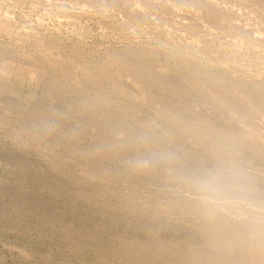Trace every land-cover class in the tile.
Masks as SVG:
<instances>
[{
  "label": "rangeland",
  "instance_id": "374dc122",
  "mask_svg": "<svg viewBox=\"0 0 264 264\" xmlns=\"http://www.w3.org/2000/svg\"><path fill=\"white\" fill-rule=\"evenodd\" d=\"M263 48L264 0H0V78L10 76L0 80V264H253L264 246Z\"/></svg>",
  "mask_w": 264,
  "mask_h": 264
},
{
  "label": "bare ground",
  "instance_id": "6f19581e",
  "mask_svg": "<svg viewBox=\"0 0 264 264\" xmlns=\"http://www.w3.org/2000/svg\"><path fill=\"white\" fill-rule=\"evenodd\" d=\"M44 6H45V5H44ZM186 23H188V22H186ZM181 32H182V31H181ZM234 40H236V39H234ZM234 44H235V43H234ZM229 45H230V44H229ZM225 46H226V45H225ZM230 46H231V45H230ZM227 48H228V45H227ZM209 49H210V48H209ZM263 49H264V48H263ZM2 51H3V50H2ZM38 51H39V50H38ZM43 51H44V50H43ZM39 52H40V51H39ZM47 52H48V51H47ZM40 53H42V52H40ZM47 54H48V53H47ZM41 55H42V54H41ZM48 56H50V55H48ZM48 56H47V58H48ZM42 57H43V56H42ZM44 57H45V56H44ZM48 59H49V58H48ZM51 59H52V58H51ZM46 60H47V59H46ZM49 60H50V59H49ZM62 60H63V59H62ZM62 60L60 61V63L62 62ZM52 61L54 62L55 60L52 59ZM6 62H7V61H6ZM6 62H3V63L5 64ZM49 62H50V61H49ZM53 62H52V63H53ZM56 62H57V61H56ZM65 62H66V61H65ZM1 63H2V62H1ZM54 63H55V62H54ZM77 63H78V62H77ZM79 63H80V62H79ZM2 65H3V64H2ZM2 65H1V66H2ZM6 65H7V64H6ZM6 65H5V67H6ZM10 65H11V64H10ZM12 65H13V64H12ZM53 65H54V64H53ZM60 65H61V64H60ZM253 66H254V65H253ZM5 67H3V68L5 69ZM7 67L10 69L9 64L7 65ZM7 67H6V68H7ZM147 67H148V66H147ZM256 67H257V66H256ZM260 67H261V65H260ZM11 68H12V67H11ZM141 68H142V67H141ZM192 68H193V67H192ZM238 68H239V67H238ZM0 69H1V68H0ZM4 69H3V70H4ZM9 69H8V70H9ZM193 69H194V68H193ZM242 69H243V68H242ZM1 70H2V69H1ZM1 70H0V71H1ZM6 70H7V69H6ZM11 70H12V69H10L9 71H11ZM86 70H87V69H86ZM191 70H192V69H191ZM9 71H8V72H9ZM27 71H28V70H27ZM105 71H106V70H105ZM194 71H195V69H194ZM197 71L199 72L200 70H197ZM202 71H204V70H202ZM202 71H201V72H202ZM258 71H259V70H258ZM1 72H2V71H1ZM5 72H6V71H5ZM5 72H3V73H5ZM192 72H193V71H192ZM195 72H196V71H195ZM195 72H194V73H195ZM204 72H205V71H204ZM254 72H255V71H254ZM3 73H1V74H3ZM9 73H10V72H9ZM11 73H12V72H11ZM196 73H197V72H196ZM202 73H203V72H202ZM202 73H201L200 75H202ZM260 73H261V72H260ZM5 74H6V73H5ZM5 74H4L3 76H1L0 80H1L3 77H5V78H6V77H8V78L10 77V76H6ZM7 75H8V74H7ZM9 75H10V74H9ZM89 75H90V73H89ZM189 75H190V74H189ZM205 75L208 76L207 74H205ZM196 76H197V75H196ZM245 76H246V75H244V77H245ZM249 76H250V75H249ZM246 77H247V76H246ZM8 78L5 79V80H9ZM230 78H231V77H230ZM38 79H39V78H38ZM74 79H75V78H74ZM185 79H187V78H185ZM210 79H211V78H210ZM236 79H237V78H236ZM244 79H245V78H244ZM5 80H4V81H5ZM193 80H194V79H193ZM196 80H197V79H196ZM196 80H194V81H196ZM211 80H212V79H211ZM231 80H232V79H230V82H229V81H228V82H229V83H232ZM246 80H248V79H246ZM261 80H262V79H261ZM4 81H3V82H4ZM69 81H70V80H69ZM147 81H148V80H147ZM157 81H158V80H157ZM187 81H188V80H187ZM197 81H198V80H197ZM221 81H222V80H221ZM232 81H233V80H232ZM241 81H242V80H241ZM262 81H263V80H262ZM1 82H2V81H1ZM3 82H2L0 85H2V84L5 85V82H6V81H5L4 83H3ZM188 82H189V81H188ZM190 82H192V81L190 80ZM206 82H207V81H206ZM237 82H238V81H237ZM7 83H8V82H7ZM7 83H6V84H7ZM79 83H80V82H79ZM203 83H204V82H203ZM203 83H202V84H203ZM239 83H240V82H239ZM255 83H256V82H255ZM257 83H258V82H257ZM69 84H70V83H69ZM69 84H68V85H69ZM169 84H170V83H169ZM173 84H174V83H173ZM189 84H190V83H189ZM191 84H192V83H191ZM193 84H194V83H193ZM196 84H197V83H196ZM204 84H205V83H204ZM207 84H208V83H207ZM84 85H85V83H84ZM197 85H198V86H196V85L194 84L193 86H196V87L199 88V84H197ZM208 85H209V84H208ZM208 85H207V87H208V89H209V86H208ZM239 85H240V84H239ZM2 86H3V85H2ZM2 86H1V87H2ZM8 86H9V85H8ZM10 86H11V85H10ZM82 86H83V85H82ZM119 86H120V85H119ZM184 86H185V85H184ZM203 86H204V85H203ZM214 86H215V85H214ZM260 86H261V85H260ZM1 87H0V88H1ZM234 87H235V86H234ZM237 87H238V86H237ZM252 87H253V86H252ZM255 87H256V86H255ZM161 88H162V87H161ZM210 88H211V87H210ZM240 88H241V85H240ZM258 88H260V87L258 86ZM258 88H256V89H258ZM263 88H264V87H263ZM211 89H212V88H211ZM213 89H214V88H213ZM213 89H212V90H213ZM217 89H218V88H217ZM238 89H239V88H237V90H238ZM261 89H262V88H261ZM3 90H4V89H3ZM209 90H210V89H209ZM214 90H215V89H214ZM221 90H223V89H221ZM228 90L230 91V89H228ZM259 90H260V89H259ZM94 91H95V90H94ZM201 91H202V89H201ZM203 91H204V90H203ZM203 91H202V92H203ZM207 91H208V90H207ZM218 91H220V90H218ZM224 91H226V90H224ZM224 91H223V92H224ZM231 91H232V90H231ZM238 91H239V90H238ZM253 91H254V90H253ZM256 91H257V90H256ZM180 92H181V91H180ZM192 92H193V91H192ZM215 92H216V91H214V94H215ZM233 92H234V91H233ZM261 92H262V90H261ZM263 92H264V90H263ZM159 93H161V92H159ZM176 93H177V92H176ZM220 93H222V92H220ZM224 93L226 94V92H224ZM227 93H229V92H227ZM234 93H235V92H234ZM241 93H242V92L240 91L239 94H241ZM251 93H252V92H251ZM256 93H257V92H256ZM259 93H260V92H259ZM141 94H142V93H141ZM210 94H211V93H210ZM216 94H218V95H222V94H219V93H217V92H216ZM216 94H215V95H216ZM225 94H224V95H225ZM231 94H232V93H231ZM231 94L229 93V95H231ZM254 94H255V92H254ZM263 94H264V93H263ZM166 95H167V94H166ZM185 95H186V94H185ZM203 95H204V92H203ZM207 95H208V94H207ZM226 95H227L226 97H228V98H229V97L231 98V97L233 96V95L228 96V94H226ZM234 95H235V94H234ZM236 95H238V94H236ZM252 95H253V94H252ZM260 95H261V94H260ZM148 96H149V95H148ZM169 96H170V95H169ZM186 96H188V94H187ZM248 96H249V95H248ZM253 96H255V95H253ZM144 97H145V96L142 95V98H144ZM173 97H174V96H173ZM180 97H181V96H180ZM204 97H206L207 99H209V97H207L206 95H205ZM216 97H217V96H216ZM224 97H225V96H224ZM224 97H222V99H223ZM234 97H235V98H234V100H235V99H236V96H234ZM237 97H238V96H237ZM239 97H240V96H239ZM249 97H250V96H249ZM249 97H247V98H249ZM256 97H257V96H256ZM263 97H264V96H263ZM140 98H141V97H140ZM200 98H201V96H200ZM217 98H219V96H218ZM228 98H227V99H228ZM247 98H246V99H247ZM161 99H162V98H161ZM203 99H204V98H203ZM213 99H214V101H215V97H214ZM227 99H226V100H227ZM232 99H233V98H232ZM232 99H231V100H232ZM246 99H243V101L246 100ZM251 99H253V97H251ZM251 99H249L248 101H250ZM258 99H259V98H258ZM142 100H144V99H142ZM210 100H211V99H210ZM219 100H220V98H219ZM226 100H224V101L227 102ZM254 100H255V98H254ZM259 100H260V101H261V100L263 101V98H262V99H259ZM164 101H165V100H164ZM189 101H190V100H189ZM191 101H192V100H191ZM191 101H190V102H191ZM193 101H194V100H193ZM201 101H203V100H201ZM212 101H213V100H212ZM222 101H223V100H221V102H222ZM238 101H239V100H238ZM238 101H237V102H238ZM260 101H258V102H260ZM262 101H261V102H262ZM157 102H158V101H157ZM169 102H170V101H169ZM181 102H182V101H181ZM187 102H188V101H187ZM190 102H189V103H190ZM209 102H210V101H209ZM225 102H224V103H225ZM234 102H235V101H234ZM252 102H253V101H252ZM263 102H264V101H263ZM205 103H206V102H205ZM207 103H208V102H207ZM224 103H223V104H224ZM229 103H231V101H230ZM229 103H227V104H229ZM239 103H240V102H239ZM242 103H243V102H242ZM247 103H248V102H247ZM250 103H251V102H250ZM255 103H256V102H253L252 104H255ZM92 104H93V103H92ZM169 104H170V103H169ZM174 104H175V103H174ZM181 104H182V103H181ZM183 104H184V103H183ZM187 104H188V103H187ZM196 104H197V103H196ZM217 104H218V103H217ZM220 104H222V103H220ZM235 104H236V103H235ZM260 104H261V103H260ZM260 104H259V105H260ZM262 104H264V103H262ZM97 105H98V104H97ZM177 105H178V104H177ZM185 105H186V102H185ZM185 105H183V106H185ZM236 105H237V104H236ZM259 105H258V106H259ZM171 106H172V105H171ZM214 106H215V105H214ZM221 106H222V105H221ZM228 106H230V105H228ZM232 106H234L233 103H232ZM238 106H239V104H238ZM244 106H245V105H244ZM247 106H248V104H247ZM260 106H261V105H260ZM260 106H259L258 109H259L260 111H263L264 109H262V107L260 108ZM263 106H264V105H263ZM219 107H220V106H219ZM222 107H223V106H222ZM234 107H235V106H234ZM241 107H243V106H241ZM248 107H249V106H248ZM213 108H214V107H213ZM216 108H217V107H216ZM225 108H226V106H225ZM243 108H244V107H243ZM249 108H250V107H249ZM252 108H253V107H252ZM178 109H179V108H178ZM226 109H227V108H226ZM233 109H234V108H233ZM258 109H257V110H258ZM261 109H262V110H261ZM9 110H10V108H9ZM129 110H130V109H129ZM174 110H176V109L174 108ZM190 110H191V109H190ZM217 110H218V109H217ZM242 110H243V109H242ZM249 110H250V109H249ZM191 111H192V110H191ZM191 111H190V112H191ZM240 111H241V109H240ZM240 111H239V112H240ZM243 111H244V110H243ZM252 111H253V110H252ZM254 111H256V109H255ZM254 111H253V112H254ZM163 112H164V111H163ZM170 112H171V111H170ZM170 112L168 111V114H170ZM192 112H193V111H192ZM192 112H191V113H192ZM244 112H245V111H244ZM263 112H264V111H263ZM263 112L261 113L262 115H260V114L258 113L259 116H262V117H263V114H264ZM193 113H195V112H193ZM229 113H230V112H229ZM241 113H242V112H241ZM241 113H239V115H240ZM245 113H246V118H247V115H249V114L251 115V114H252L251 112L248 113V114H247V112H245ZM245 113H244V114H245ZM129 114H130V113H129ZM160 114H161V113H160ZM164 114H165V113H164ZM189 114H190V113H189ZM255 114H256V113H255ZM255 114H254V115H255ZM68 115H69V114H68ZM161 115H162V114H161ZM161 115H160V117H161ZM170 115H171V114H170ZM172 115H173V113H172ZM180 116H181V115H180ZM182 116H183V115H182ZM197 116H198V115H197ZM236 116H237V115H236ZM256 116H257V115H256ZM259 116H257V118H255V116L253 117V114H252V115L250 116L249 119H253V118H255V119L258 120V118H261V117H259ZM31 117H32V116H31ZM186 117H187V116H186ZM233 117H234V115H233ZM237 117H238V116H237ZM242 117L244 118L245 115H243ZM251 117H252V118H251ZM5 118H6V117H5ZM33 118H34V117H33ZM168 118H169V117H168ZM168 118H167V119H168ZM183 118H184V117H183ZM205 118H206V117H205ZM205 118H204V119H205ZM231 118H232V117H231ZM240 118H241V117H240ZM246 118H245V120H246ZM15 119H16V118H15ZM18 119H19V118H18ZM164 119H165V118H164ZM167 119H166V120H167ZM172 119H175V118H172ZM176 119H177V118H176ZM197 119H198V118H197ZM202 119H203V117H202ZM206 119H207V118H206ZM206 119H205V120H206ZM232 119H234V118H232ZM237 119H239V118H237ZM247 119H248V118H247ZM255 119H253V120L256 121ZM261 119H262V118H261ZM109 120H110V119H109ZM169 120H170V119H169ZM178 120H179V119H178ZM178 120H177V121H178ZM235 120H236V119H235ZM239 120H240V119H239ZM259 120H260V119H259ZM11 121H12V120H11ZM173 121H174V120H173ZM202 121H204V120H202ZM207 121H208V120H207ZM236 121H237V120H236ZM260 121H262V120H260ZM260 121H259L258 123H261ZM2 122H3V121H2ZM110 122H111V121H110ZM183 122H184V121H183ZM183 122H182V123H183ZM185 122H186V121H185ZM187 122H188V121H187ZM189 122H190V121H189ZM189 122H188V123H189ZM196 122H197V121H196ZM200 122H201V121H200ZM212 122H213V121H212ZM233 122H234V120H233ZM245 122H246V121H245ZM245 122H243V123H244L245 125H247ZM247 122H248V121H247ZM251 122H252V121H251ZM8 123H9V122H8ZM166 123H167V122H166ZM177 123H179V121H178ZM180 123H181V122H180ZM194 123H195V122H194ZM197 123H198V122H197ZM205 123H206V122H205ZM216 123H217V122H216ZM258 123H257V122H256V123H253V126H254V127H255V126H260V124H258ZM24 124H26V123H24ZM28 124H29V123H27L26 125H28ZM174 124H175V123H174ZM213 124H214V123H213ZM218 124L221 125V123H219V122H218ZM240 124H241V123H240ZM254 124H256V125H254ZM262 124H264V123H262ZM145 125H146V124H145ZM179 125H180V124H179ZM185 125H186V124H185ZM188 125H189V124H188ZM191 125H193V124H191ZM197 125H198V124H197ZM248 125H249V123H248ZM24 126H25V125H24ZM175 126H176V125H175ZM238 126H239V125H238ZM250 126H252V125L250 124ZM30 127H31V126H30ZM30 127H29V128H30ZM32 127H33V125H32ZM171 127H172V125H171ZM171 127H170V128H171ZM179 127H180V126H179ZM179 127H177V128H179ZM181 127H182V126H181ZM208 127H209V126H207V128H208ZM211 127H212V126H211ZM260 127L263 129L262 125H261ZM260 127H256V131H257L258 128L260 129ZM22 128H23V126H22ZM36 128H37V127H36ZM126 128H127V127H126ZM172 128H173V127H172ZM187 128L190 129V126L187 127ZM194 128H195V127H194ZM209 128H210V127H209ZM214 128H216V127H214ZM214 128H213V129H214ZM219 128H220V127H219ZM226 128H227V127H226ZM226 128H222V127H221V130L224 129V130H222V131H226ZM228 128H229V127H228ZM228 128H227V129H228ZM240 128H241V127H240ZM247 128H248V127H247ZM180 129H181V128H180ZM184 129H185V128H184ZM191 129H192V128H191ZM198 129H199V128H198ZM216 129L219 131L218 128H216ZM230 129L232 130V128H230ZM230 129H229V132H230ZM242 129H243V128H242ZM242 129H241V131H242ZM248 129H250V128H248ZM254 129H255V128H254ZM259 129H258V131H259ZM262 129H261V132H262ZM19 130H21V129H19ZM27 130H28V129H27ZM32 130H33V129H32ZM73 130H74V129H73ZM193 130H194V129H193ZM193 130H192V131H193ZM214 130H215V129H214ZM233 130H234V129H233ZM25 131H26V129H25ZM135 131H136V130H135ZM174 131H175V130H174ZM178 131H179V130H178ZM194 131H195V130H194ZM201 131H202V130H201ZM201 131H200V132H201ZM203 131H204V130H203ZM243 131H245V130H243ZM247 131H248V130H247ZM249 131H250V130H249ZM253 131H255V130H253ZM17 132H18V130H17ZM20 132H22V131H20ZM70 132H71V131H70ZM171 132H172V131H171ZM180 132H182V131L180 130ZM187 132H190V131L188 130ZM197 132H198V131H197ZM206 132H207V131H206ZM212 132H213V131H212ZM239 132H240V131H239ZM128 133H129V132H128ZM143 133H144V132H143ZM172 133H174V132H172ZM216 133H217V132H216ZM221 133H222V132H221ZM232 133H233V132H232ZM249 133H250V132H249ZM251 133H252V131H251ZM256 133H257V132H256ZM258 133H259V132H258ZM19 134H20V133H19ZM23 134H24V133H23ZM33 134H34V133H32V131H31V135H33ZM130 134H131V133H130ZM190 134H191V133H190ZM209 134H210V133H209ZM217 134H218V133H217ZM224 134H225V133H224ZM224 134H223V135H224ZM252 134H254V133H252ZM252 134H250V137H252ZM17 135H18V134H17ZM26 135H27V134H26ZM35 135H36V134H35ZM35 135H34V136H35ZM39 135H40V134H39ZM52 135H54V134H52ZM77 135H78V134H77ZM85 135H86V134H85ZM138 135H139V134H138ZM188 135H189V134H188ZM205 135H207V134H205ZM205 135H204V136H205ZM246 135H248L247 132L245 133V135H242V138H243V136L245 137ZM254 135H255V134H254ZM256 135H257V134H256ZM256 135H255V136H256ZM258 135H259V134H258ZM14 136H15V135H14ZM18 136H19V135H18ZM27 136H28V135H27ZM29 136H30V135H29ZM41 136H42V135H41ZM45 136H46V135H45ZM45 136H44V137H45ZM49 136H50V135H49ZM184 136H185V135H183V137H184ZM195 136H196V134H195ZM201 136H203L202 133H201ZM217 136H218V135H217ZM221 136H222V135H221ZM221 136H220V137H221ZM226 136H227V135H226ZM229 136H232V134H231V135L229 134ZM248 136H249V135H248ZM259 136H260V135H259ZM259 136H258V137H259ZM262 136H264L263 133H262ZM22 137H23V136H22ZM22 137L20 136V138H22ZM30 137H31V136H30ZM37 137H38V135H37ZM37 137H36V138H37ZM70 137H71V136H70ZM176 137H177V136H176ZM183 137H182V138H183ZM191 137H192V136H191ZM191 137H190V138H191ZM198 137H199V136H198ZM210 137H212V135H211ZM215 137H216V135H215ZM250 137H249L248 139L252 140ZM258 137H256L255 139H259V140H260L261 137H260V138H258ZM15 138H16V137H15ZM15 138L13 139L14 141H15ZM20 138H19V139L17 138V140H20ZM23 138H24V137H23ZM23 138H22V139H23ZM31 138H32V137H31ZM38 138H39V137H38ZM180 138H181V137H180ZM190 138H188V139L190 140ZM204 138H205V137H204ZM206 138H207V136H206ZM232 138H233V137H232ZM238 138H239V134H238ZM252 138H253V137H252ZM192 139H193V137H192ZM226 139H227V137H226ZM228 139H229V137H228ZM230 139H231V138H230ZM235 139H236V138H235ZM235 139H232V140H229V141L232 142V141L234 140V142H236L237 140H235ZM239 139H240V138H239ZM253 139H254V138H253ZM33 140H34V139H33ZM39 140H41V139L39 138ZM109 140H110V139H109ZM162 140H163V139H162ZM189 140H187V141H189ZM193 140H194V139H193ZM212 140H213V139H212ZM217 140H218V139H216L215 142H217ZM219 140H220V139H219ZM244 140H245V139H244ZM244 140H243V142H244ZM250 140H249V141H250ZM21 141H22V140H21ZM36 141H37V140L35 139V142H36ZM41 141H42V140H41ZM163 141H164V140H163ZM196 141H197V140H196ZM199 141H200V140H199ZM202 141H203V140H202ZM206 141H207V140H206ZM227 141H228V140H227ZM240 141H241V140H240ZM252 141H253V140H252ZM17 142H18V141H17ZM25 142H26V141H25ZM39 142H40V141H39ZM39 142H38V143H39ZM44 142H45V141H43V143H44ZM115 142H116V141H115ZM123 142H124V141H123ZM203 142H204V141H203ZM207 142H208V141H207ZM231 142H230V144H231ZM245 142H246V141H245ZM254 142H255V141H254ZM254 142H253V143H254ZM40 143H41V142H40ZM162 143H163V142H162ZM194 143H195V142H194ZM198 143H201V142H198ZM249 143H250V142H249ZM258 143H259V142H258ZM260 143H261V142H260ZM25 144H26V143H25ZM45 144H46V143H45ZM128 144H129V143H128ZM192 144H193V143H192ZM201 144H202V143H201ZM212 144H213V143H212ZM218 144H219V143H218ZM221 144H222V143H221ZM234 144H235V143H234ZM27 145H28V144H27ZM33 145H34V144H33ZM153 145H154V144H153ZM193 145H194V144H193ZM196 145H197V144H196ZM206 145H209V143L206 144ZM226 145H227V144H226ZM232 145H233V144H232ZM251 145H252V144H251ZM254 145H255L256 148H257L258 145H256L255 143H254ZM261 145H262V144H261ZM43 146H44V144H43ZM48 146H49V145H48ZM50 146H51V145H50ZM123 146H124V145H123ZM123 146H122V147H123ZM163 146H164V145H163ZM190 146H191V145H190ZM190 146H189V147H190ZM210 146H211V145H210ZM235 146H236V145H235ZM237 146H239V145H237ZM252 146H253V145H252ZM189 147H188V148H189ZM191 147H192V146H191ZM199 147H201V146H199ZM202 147H203V146H202ZM206 147H207V146H206ZM212 147H215V146H212ZM220 147H222V146L220 145ZM223 147H224V145H223ZM253 147H254V146H253ZM108 148H109V147H107V149H108ZM193 148H194V147H193ZM218 148H219V147L216 146V149H218ZM227 148H228V147H227ZM243 148H244V147H243ZM247 148H248V147H247ZM256 148H255V149H256ZM261 148H262V147H261ZM261 148H260V149H261ZM37 149H38V148H37ZM39 149H40V148H39ZM42 149L44 150V148H42ZM47 149H49V147H48ZM50 149H52V148H50ZM62 149H63V148H62ZM62 149H61V150H62ZM78 149H79V148H78ZM87 149H88V148H87ZM96 149H97V148H96ZM160 149H161V148H160ZM162 149H163V148H162ZM200 149H201V148H200ZM234 149H235V148H234ZM236 149H237V148H236ZM240 149H241V148H240ZM244 149H245V148H244ZM70 150H71V149H70ZM85 150H86V149H85ZM193 150H194V149H193ZM197 150H198V149H197ZM229 150L231 151V149H229ZM238 150H239V149H238ZM246 150H247V149H246ZM252 150H253V149H252ZM45 151H46V150H45ZM72 151H73V150H72ZM76 151H77V152H80V151H78V150H76ZM94 151H95V150H94ZM105 151H106V150H105ZM205 151H207V150H205ZM208 151H209V150H208ZM212 151H213V150H212ZM233 151H234V150H233ZM242 151H243V150H242ZM47 152H48V151H47ZM64 152H66V151L64 150ZM103 152H104V151H102V153H103ZM106 152H107V151H106ZM200 152H201V151H200ZM216 152L219 153L218 155H221V157H222V154H220V152H218L217 150H216ZM216 152H214V153H216ZM226 152H227V151H226ZM226 152H225V153H226ZM239 152H241V151H239ZM239 152H237V153L240 154ZM247 152H248V151H247ZM41 153H44V152H41ZM62 153H63V151H62ZM171 153H172V152H171ZM203 153H204V152H203ZM229 153H230V152H229ZM50 154H51V153H50ZM65 154H66V153H65ZM97 154H98V153H97ZM132 154H133V153H132ZM155 154H156V153H155ZM160 154H161V153H160ZM230 154H231V153H230ZM233 154H234V153H233ZM238 154H237V155H238ZM242 154H243V153H241V155H242ZM254 154H255V153H254ZM258 154H260V153H258ZM45 155H46V154H45ZM45 155H44V156H45ZM98 155H99V154H98ZM113 155H114V154H113ZM213 155L215 156V154H213ZM216 155H217V154H216ZM228 155H229V154H227V156H228ZM261 155H262V154H261ZM46 156H47V155H46ZM55 156H56V155H55ZM61 156H62V155H61ZM79 156H80V155H79ZM106 156H107V155H106ZM115 156H116V154H115ZM120 156H121V155H120ZM224 156H225V154H223V159H224ZM245 156H247V155H245ZM259 156H260V155H259ZM42 157H43V156H42ZM133 157H134V156H133ZM216 157H217V156H216ZM230 157H232V155H231ZM230 157L228 156L229 159H232V158H230ZM243 157H244V156H243ZM52 158H54V157H52ZM59 158H60V157H59ZM59 158L56 159V160H59ZM61 158H62V157H61ZM61 158H60V159H61ZM63 158H64V160H65V157H63ZM102 158H104V157H102ZM109 158H110V157H109ZM131 158H132V157H131ZM219 158H220V156H219ZM228 158H227V159H228ZM235 158H236V157H235ZM238 158H239V156H238ZM247 158H248V157H247ZM255 158H256V157H255ZM49 159H50V158L48 157V160H49ZM54 159H55V158H54ZM105 159H106V158H105ZM227 159H224V160L226 161ZM229 159H228L229 162L233 160V159H232V160H229ZM245 159H246V157H245ZM249 159H250V158H249ZM52 160H53V159H52ZM62 160H63V159H62ZM83 160H84V158H83ZM96 160H97V159H96ZM98 160H99V159H98ZM101 160H102V159H101ZM108 160H109V159H107V161H108ZM220 160H221V159H220ZM220 160H219V161H220ZM242 160H244V158H243ZM250 160H251V159H250ZM253 160H254V159H253ZM253 160H252V161H253ZM127 161H128V160H127ZM139 161H141V160H139ZM222 161H223V160H222ZM237 161H239V160H237ZM248 161H249V160H248ZM254 161H255V160H254ZM257 161H258V160H257ZM52 162H53V161H51L50 163H52ZM55 162H56V161H55ZM58 162H59V161H58ZM60 162H61V161H60ZM60 162H59V163H60ZM82 162H83V161H82ZM88 162H89V161H88ZM111 162H113V161H111ZM137 162H138V161H137ZM205 162H206V161H205ZM223 162H224V161H223ZM262 162H263V161H262ZM61 163H62V162H61ZM61 163H60V164H61ZM64 163H65V161L63 162V164H64ZM90 163H92V162H90ZM96 163H97V162H96ZM101 163H102V162H101ZM113 163H114V162H113ZM118 163H119V162H118ZM217 163H218V162H217ZM236 163L238 164L239 162H236ZM241 163H242V162H241ZM244 163H245V162H244ZM244 163H243V164H244ZM256 163H257V162H256ZM56 164H57V163H56ZM66 164H68V163H66ZM66 164H65V165H66ZM148 164H149V163H148ZM230 164H231V163H230ZM230 164L227 163V165H230ZM234 164H235V163H234ZM234 164H233V161H232V165H234ZM87 165H88V164H87ZM89 165H90V164H89ZM99 165H100V164H99ZM107 165H108V164H107ZM135 165H136V164H135ZM149 165H150V164H149ZM154 165H155V164H154ZM154 165H153V166H154ZM172 165H173V164H172ZM250 165H252L251 162H250ZM253 165L256 166V164H253ZM258 165H259V164H258ZM261 165H262V164H261ZM49 166H50V165H49ZM53 166H54V165H53ZM57 166H58V165H57ZM57 166L55 165L56 168H59V169H60L61 166H60V165H59L60 167H57ZM62 166H63V165H62ZM91 166H93V163H92ZM96 166H97V164H96ZM105 166H106V165H105ZM140 166H141V165H140ZM170 166H171V165H170ZM211 166H212V165H211ZM224 166H225V165H224ZM237 166H239V165H237ZM245 166H246V165H245ZM65 167H66V166H65ZM94 167H95V166H94ZM103 167H104V166H103ZM121 167H122V166H121ZM149 167H150V166H149ZM189 167H190V166H189ZM85 168H89V167L87 166V167H85ZM90 168H91V167H90ZM99 168L102 169V167H99ZM132 168H133V167H132ZM143 168H144V167H143ZM233 168H234V170L237 169V168H235V167H233ZM233 168H232V169H233ZM52 169H53V168H52ZM63 169H64V167H63ZM63 169H62V170H63ZM95 169H96V168H95ZM147 169H148V168H147ZM159 169H160V168H159ZM57 170H58V169H57ZM93 170H94V169H93ZM143 170H144V169H143ZM143 170H142V171H143ZM164 170H166V169L164 168ZM218 170H219V169H218ZM225 170H226V169H225ZM234 170H233V171H234ZM59 171H60V170H59ZM63 171H64V170H63ZM83 171H84V170H83ZM88 171H89V170H88ZM88 171H87V172H88ZM97 171H99V170H97ZM151 171H152V170H151ZM158 171H159V170H158ZM185 171H186V170H185ZM210 171H212V169H211ZM70 172H71V171H70ZM78 172H79V171H78ZM85 172H86V171H85ZM94 172H96V171H94ZM99 172H102V170L99 171ZM104 172H106V171H104ZM104 172H103V173H104ZM115 172H116V171H115ZM117 172H118V171H117ZM131 172H132V171H131ZM131 172H130V173H131ZM147 172H148V170H147ZM159 172H160V171H159ZM161 172H162V170H161ZM234 172H235V171H234ZM258 172H259V171H258ZM25 173H26V172H25ZM63 173H65V172H63ZM71 173H72V172H71ZM92 173H93V172H92ZM92 173H88V174L91 175ZM96 173H97V172H96ZM132 173H133V172H132ZM150 173H151V172H150ZM183 173H184V172H183ZM214 173H215V172H214ZM219 173L221 174V172H219ZM225 173H226V172H225ZM59 174H60V173H59ZM81 174H82V173H81ZM93 174H94V173H93ZM93 174H92V175H93ZM99 174H100V173H99ZM106 174H108V173H106ZM106 174H105V175H106ZM127 174H128V172H127ZM158 174H159V173H158ZM222 174H223V173H222ZM84 175H85V174H84ZM100 175H101V174H100ZM114 175H115V173H114ZM129 175H130V174H129ZM131 175H132V174H131ZM176 175H179V174H176ZM206 175H207V174H206ZM211 175H212V174H211ZM233 175H234V174H233ZM62 176H64V174H63ZM68 176H69V175H68ZM93 176H94V175H93ZM97 176H98V175H97ZM107 176H109V175H107ZM111 176H112V175H111ZM156 176H157V175H156ZM185 176H186V175H185ZM185 176H184V177H185ZM190 176H191V175H190ZM200 176H201V175H200ZM226 176H227V175H226ZM229 176H230V175H229ZM237 176H238V175H237ZM64 177H66V176H64ZM69 177H70V176H69ZM72 177H73V176H72ZM87 177H88V176H86V178H87ZM117 177H118V176H117ZM123 177H124V176H123ZM201 177H202V176H201ZM223 177H224V176H223ZM223 177H222V178H223ZM233 177H234V176H233ZM62 178H63V177H62ZM83 178H85V177H83ZM89 178H90V177H89ZM89 178H87V179H89ZM92 178H93V177H92ZM92 178H91V179H92ZM96 178H97V177L95 176V179H96ZM106 178H109V177H106ZM111 178H113V176H112ZM128 178H129V177H128ZM128 178H127V179H128ZM131 178L134 179V177H131ZM171 178H173V177H171ZM189 178H190V177H189ZM192 178L194 179V177H192ZM229 178H230V177H229ZM234 178H235V177H234ZM70 179H71V178H70ZM87 179H86V180H87ZM109 179H110V178H109ZM115 179H116V178H115ZM140 179H141V178H140ZM140 179H139V180H140ZM187 179H188V178H187ZM197 179H198V178H197ZM197 179H196V180H197ZM223 179H224V178H223ZM237 179H238V178H237ZM68 180H69V179H68ZM68 180H67V181H68ZM75 180H76V179H75ZM77 180H79V179H77ZM103 180H104V179H103ZM105 180H106V179H105ZM110 180H111V179H110ZM168 180H169V179H168ZM177 180H178V178H177ZM177 180H176V181H177ZM181 180H182V179H181ZM242 180H243V179H242ZM246 180H247V177H246ZM246 180H245V181H246ZM41 181H42V180H41ZM80 181H82V180L80 179ZM99 181H101V180H99ZM107 181H108V180H107ZM124 181H125V179H124ZM126 181H127V180H126ZM174 181H175V180H174ZM174 181H172V183H173ZM176 181H175V182H176ZM226 181H227V180H226ZM231 181H233V180H231ZM243 181H244V180H243ZM86 182H87V181H86ZM113 182H114V180L111 181L112 184H113ZM117 182H118V181H117ZM129 182H130V180H129ZM139 182H141V180H140ZM147 182H148V181H147ZM149 182H150V181H149ZM221 182H222V181H221ZM235 182H236V180H235ZM246 182H247V181H246ZM246 182H245V184H246ZM250 182H251V181H250ZM69 183H71V182L68 181V184H69ZM74 183H75V182H74ZM94 183H95V182H94ZM102 183H103V181H102ZM106 183H107V182H106ZM108 183H109V181H108ZM131 183H132V182H131ZM143 183H144V182H143ZM172 183H171V184H172ZM176 183H177V182H176ZM189 183H190V182H189ZM227 183H228V182H227ZM240 183H241V181H240ZM256 183H257V182H256ZM71 184H72V183H71ZM79 184H80V183H79ZM86 184H87V183H86ZM91 184H92V182H91ZM178 184H179V183H178ZM186 184H187V182H186ZM202 184H203V183H202ZM204 184H205V183H204ZM218 184H219V183H218ZM245 184H244V185H245ZM248 184H249V182H248ZM250 184H251V183H250ZM252 184H253V183H252ZM40 185H41V184H40ZM44 185H45V184H44ZM80 185H81V184H80ZM92 185H93V184H92ZM96 185H97V183H96ZM143 185H144V184H143ZM143 185H142V186H143ZM151 185H152V184H151ZM200 185H201V184H200ZM219 185L222 186V184H219ZM219 185H218V186H219ZM236 185H237V183H236ZM261 185H262V184H261ZM54 186H55V185H54ZM68 186H69V185H67V188H68V190H70L69 187H71V185H70L69 187H68ZM74 186H75V184H74ZM77 186H79V185H77ZM94 186H95V185H94ZM103 186H104V185H103ZM109 186H110V184H109ZM117 186H118V183H117ZM120 186H121V184H120ZM124 186H125V184H124ZM135 186H136V185H135ZM137 186H138V185H137ZM155 186H157V185H155ZM155 186H154V187H155ZM171 186H172V185H171ZM176 186H177V184H176ZM207 186H208V185H207ZM209 186H210V185H209ZM248 186H250V185H248ZM65 187H66V186H65ZM65 187H64V188H65ZM82 187H83V186H82ZM84 187H85V186H84ZM84 187H83V188H84ZM107 187H108V186H107ZM174 187H175V186H174ZM200 187H201V186H200ZM240 187H241V186H240ZM240 187H239V188H240ZM243 187H244V186H243ZM261 187H262V189H263V186H261ZM67 188H66V189H67ZM71 188H72V187H71ZM75 188H77V187H75ZM79 188H80V186L78 187L77 190H79ZM86 188H87V186H86ZM86 188H84V189L86 190ZM98 188H99V187H98ZM108 188H109V187H108ZM108 188H107V189H108ZM116 188H120V187H116ZM141 188H142V187H141ZM155 188H156V187H155ZM210 188H212V186H211ZM239 188H238V189H239ZM244 188H245V187H244ZM258 188H260V186L257 187V189H258ZM73 189H74V188H73ZM96 189H97V187H96ZM99 189L101 190V188H99ZM109 189H110V188H109ZM124 189H125V188H124ZM126 189H127V188H126ZM145 189H146V188H145ZM175 189H176V188H175ZM202 189H203V188H202ZM214 189H215V188H214ZM216 189H217V188H216ZM218 189H219V188H218ZM223 189H225V188L223 187ZM223 189H222V190H223ZM82 190H83V189H81L80 191H82ZM94 190H95V189H94ZM94 190H92L93 193H94ZM103 190H104V189H103ZM103 190H102V191H103ZM111 190H112V189H111ZM114 190H115V189H114ZM180 190H181V189H180ZM187 190H188V189H187ZM187 190H186V191H187ZM189 190H190V189H189ZM199 190H200V188H199ZM204 190H205V189H204ZM209 190H210V189H209ZM209 190H207V191H209ZM211 190H212V189H211ZM222 190H221V191H222ZM228 190H229V189H228ZM228 190L226 189L225 192H228ZM235 190H236V189H235ZM239 190H240V189H239ZM255 190H256V189H255ZM53 191H54V190H53ZM70 191H71V190H70ZM105 191H106V190H105ZM109 191H110V190H109ZM109 191H108V192H109ZM182 191H183V190H182ZM194 191H195V190H194ZM194 191H193V192H194ZM196 191H197V190H196ZM201 191H202V190H201ZM240 191H241V190H240ZM242 191H244V190H242ZM57 192H58V191H57ZM59 192H60V191H59ZM77 192H78V191H77ZM82 192H83V191H82ZM87 192H89V191L87 190ZM95 192H96V191H95ZM97 192H98V190H97ZM97 192H96V193H97ZM108 192L106 191L105 194L108 193ZM110 192H111V191H110ZM113 192H114V191H113ZM128 192H129V190H128ZM130 192H131V191H130ZM132 192H133V191H132ZM137 192H138V191H137ZM210 192H211V191H210ZM217 192H218V191H217ZM229 192H230V190H229ZM51 193H53V192L51 191ZM91 193H92V192H91ZM93 193H92V195H93ZM96 193H95V194H96ZM100 193H101V192H100ZM114 193H115V192H114ZM170 193H171V191H170ZM214 193H215V192H214ZM218 193H219V192H218ZM238 193H239V191H238ZM242 193H243V192H242ZM247 193H248V192H247ZM257 193H258V192H257ZM53 194H55V193H53ZM76 194H77V193H76ZM88 194H89V193H88ZM111 194H112V193H111ZM111 194H110V195H111ZM129 194H130V193H129ZM179 194H180V193H179ZM225 194H226V193H225ZM229 194H230V193H229ZM244 194H245V192H244ZM254 194H256V193L254 192ZM262 194H263V193H262ZM66 195H67V194H66ZM68 195H69V194H68ZM68 195H67V196H68ZM107 195H108V194H107ZM110 195H109V196H110ZM112 195H113V194H112ZM132 195H133V194H132ZM218 195H219V194H218ZM58 196H59V195H58ZM81 196H82V195H81ZM85 196H87V195L85 194ZM90 196H91V194H90ZM90 196H89V197H90ZM97 196H98V193H97ZM115 196H116V195H115ZM165 196H166V195H165ZM234 196H235V194H234ZM234 196H233V198H234ZM252 196H253V194H252ZM257 196H258V195H257ZM260 196H261V194H260ZM260 196H258V197H260ZM262 196H264V195H262ZM59 197H60V196H59ZM87 197H88V196H87ZM87 197H85V198H87ZM101 197H102V196H101ZM101 197H100V195H99V198H101ZM103 197H104V196H103ZM110 197H111V196H110ZM126 197H127V196H126ZM215 197H216V196H215ZM215 197H214V198H215ZM235 197H236V196H235ZM241 197H242V196H241ZM107 198H108V197H107ZM122 198H123V197H122ZM206 198H207V196H206ZM214 198H213V200H214ZM237 198H238V197H237ZM244 198H246V197H244ZM254 198H255V197H254ZM254 198H253V199H254ZM78 199H79V197H78ZM88 199H89V198H88ZM88 199H87V200H88ZM180 199H181V198H180ZM229 199H231V197H229ZM250 199H252V198L250 197ZM136 200H137V199H136ZM138 200H140V199H138ZM204 200H206V199H204ZM211 200H212V199H211ZM213 200H212V202L214 203V201H216V200H214V201H213ZM257 200H259V199H257ZM97 201H98V200H97ZM111 201H112V200H111ZM111 201H110V202H111ZM123 201H124V200H123ZM123 201H122V202H123ZM130 201H131V199H130ZM134 201H135V200H134ZM134 201H133V202H134ZM148 201H149V200H148ZM148 201H145V202H147V204H148V203H149ZM206 201H207V200H206ZM229 201H230V200H229ZM248 201H249V200H248ZM128 202H129V201H128ZM145 202H144V204H145ZM166 202H167V201H165V203H166ZM222 202H223V201H222ZM222 202H220V203L223 204ZM233 202H234V201H233ZM120 203H121V202H120ZM129 203H130V202H129ZM135 203H136V202H135ZM138 203H139V202H138ZM140 203H142V202H140ZM176 203H177V202H176ZM176 203H175V205H176ZM188 203H189V201H188ZM188 203H187V204H188ZM250 203H251V201H250ZM254 203H255V202H254ZM98 204H99V202H98ZM131 204H132V203H131ZM155 204H157V203H155ZM160 204H161V203H160ZM167 204H168V203H167ZM205 204L207 205L206 202H205ZM217 204H218V203H217ZM224 204H226V203H224ZM224 204H223V207L225 206ZM227 204H228V203H227ZM259 204H260V203H258V205H259ZM262 204H263V202H262ZM262 204H261V205H262ZM124 205H126V204H124ZM132 205H133V204H132ZM168 205H169V204H168ZM175 205H174V206H175ZM178 205H179V204H178ZM192 205H193V204H192ZM119 206H120V205H119ZM121 206H122V205H121ZM138 206H139V205H138ZM150 206H151V204H150ZM150 206H149V207H150ZM161 206H162V205H161ZM161 206H160V207H161ZM227 206H228V205H227ZM230 206H233V205H230ZM230 206H229V207H230ZM239 206H240V204H239ZM251 206H252V205H251ZM262 206H263V205H262ZM125 207H126V206H125ZM135 207H136V206H135ZM140 207H141V206H140ZM140 207H139V208H140ZM142 207H143V206H142ZM175 207H176V206H175ZM181 207H182V206H181ZM189 207H190V206H189ZM198 207H199V205H198ZM213 207H214V206H213ZM221 207H222V206H221ZM225 207H226V206H225ZM114 208H115V207H114ZM129 208H130V206H129ZM152 208H153V207H152ZM190 208H191V207H190ZM190 208H189V209H190ZM39 209H40V208H39ZM164 209H166V208H164ZM182 209H183V208H182ZM187 209H188V208H187ZM222 209H224V208H222ZM232 209H233V208H232ZM41 210H42V209H41ZM130 210H131V208H130ZM133 210H134V208H133ZM139 210L142 211V209H139ZM143 210H144V209H143ZM148 210H150V208H148ZM154 210H155V209H154ZM167 210H168V209H167ZM192 210H193V209H192ZM194 210H195V209H194ZM200 210H202V209H200ZM207 210H208V209H207ZM234 210H236V209H234ZM237 210H239V208H238ZM246 210H247V209H246ZM37 211H39V210H37ZM123 211H124V210H123ZM126 211H127V210H126ZM131 211H132V210H131ZM156 211H157V210H156ZM165 211H166V210H165ZM186 211H187V210H186ZM202 211H203V210H202ZM244 211H245V208H244ZM116 212H117V210H116ZM116 212H115V213H116ZM132 212H133V211H132ZM137 212H138V211H137ZM145 212H146V211H145ZM158 212H159V211H158ZM169 212H170V211H169ZM169 212H168V213H169ZM182 212H183V210H182ZM208 212H209V211H208ZM210 212H211V211H210ZM247 212H249V211H247ZM171 213H172V212H171ZM176 213H177V212H176ZM188 213H189V212H188ZM231 213H233V212H231ZM183 214H184V213H183ZM212 214H213V213H212ZM258 214H259V213H258ZM258 214H255V215H258ZM261 214H262V213H261ZM172 215H173V213H172ZM174 215H175V214H174ZM174 215H173V216H174ZM244 215H245V214H244ZM246 215H247V214H246ZM246 215H245V217H246ZM178 216H180V215H178ZM190 216H191V215H190ZM222 216L224 217V214H223ZM263 216H264V215H263ZM143 217H144V216H143ZM218 217H219V216H218ZM253 217H254V216H253ZM260 217H261V215H260ZM181 218H183V215L181 216ZM202 219H203V218H202ZM246 219H249V218L246 217ZM258 219H259V218H258ZM261 219H262V218H261ZM66 220H67V219H66ZM205 220H206V219H205ZM211 220H212V219H211ZM263 220H264V219H263ZM263 220H262V221H263ZM187 221H188V220H187ZM212 221H214V220H212ZM247 221H248V220H247ZM255 221H257V220H255ZM67 222H68V221H67ZM210 222H211V221H210ZM225 222H226V221H225ZM61 223H62V222H61ZM204 223H205V222H204ZM206 223H207V222H206ZM216 223H218V222H216ZM64 224H65V223H64ZM187 224H188V223H187ZM193 224H194V223H193ZM241 224L244 226L243 223H241ZM257 224H259V223H257ZM260 224L262 225V224H264V223H260ZM153 225H154V224H153ZM202 225H203V224H202ZM66 226H68V225H66ZM206 226H207V225H206ZM235 226H236V225H235ZM254 226H255V225H254ZM259 226H260V225H259ZM259 226H258V227H259ZM63 227H64V225H63ZM81 227H82V226H81ZM193 227H194V226H193ZM195 227H196V225H195ZM223 227H224V225H223ZM255 227H257V226H255ZM216 228L218 229V227H216ZM233 228H234V226H233ZM68 229H69V228H68ZM241 229H242V228H241ZM245 229H246V228H245ZM263 229H264V228H263ZM263 229H261V230H263ZM76 230H78V229H76ZM76 230H74V231H76ZM213 230L216 231L215 227H214ZM219 230H220V228H219ZM221 230H222V228H221ZM233 230H234V229H233ZM233 230L231 231V229H230L231 232H234ZM257 230H258V229H257ZM257 230H256V235H257V233L259 232V231H257ZM63 231H64V230H63ZM84 231H85V230H84ZM202 231H203V230H202ZM237 231H239V230H237ZM246 231H247V230H246ZM263 231H264V230H263ZM78 232H79V231H78ZM128 232H129V231H128ZM161 232H162V231H161ZM248 232H249V231H248ZM248 232H247V233H248ZM76 233H77V231H76ZM97 233H98V231H97ZM139 233H140V232H139ZM240 233H241V232H240ZM254 233H255V232H254ZM262 233H263V232H262ZM126 234H127V233H126ZM142 234H143V233H142ZM185 234H186V233H185ZM201 234H202V233H201ZM227 234H228V232H227ZM89 235H90V234H89ZM94 235H96V232H95ZM117 235H118V234H117ZM131 235H132V234H131ZM249 235H250V234H249ZM258 235H259V234H258ZM91 236H92V235H91ZM115 236H116V235H115ZM115 236H114V237H115ZM179 236H180V235H179ZM66 237H67V236H65V238H66ZM110 237H111V236H110ZM127 237H128V236H127ZM171 237H173V236H171ZM223 237H224V236H223ZM241 237H242V236H241ZM243 237H244V236H243ZM243 237H242V238H243ZM122 238H123V237H122ZM160 238H161V237H160ZM166 238H167V237H166ZM226 238H227V237H226ZM226 238H225V239H226ZM229 238H230V239H229ZM229 238H228V239H229V241H228L229 246H231V247H232V246L235 247V246L239 243V240H238V238H237L236 236H232V235H231V236H229ZM245 238H247V237H245ZM260 238H261V237H260ZM63 239H64V237H63ZM117 239H118V238H117ZM142 239H143V238H142ZM144 239H145V237H144ZM149 239H150V238H149ZM205 239H207V238L205 237ZM262 239L264 240V238H262ZM262 239H261V240H262ZM66 240H67V239H66ZM73 240H74V242H75V238H74ZM122 240H123V239H122ZM196 240H198V239H196ZM220 240H221V239H220ZM226 240H227V239H226ZM244 240H245V239H244ZM71 242H73V241H71ZM80 242H81V241H80ZM86 242H87V241H86ZM86 242H85V243H86ZM122 242H123V241H122ZM127 242H128V241H127ZM147 242H148V241H147ZM150 242H151V239H150ZM152 242H153V241H152ZM152 242H151V243H152ZM156 242H157V241H156ZM200 242H201V241H200ZM222 242H223V241H222ZM259 242H260V239H259ZM76 243H77V241H76ZM158 243H159V242H158ZM190 243H191V242H190ZM226 243H227V242H226ZM257 243H258V242H257ZM260 243L264 244L262 241H261ZM193 244H194V243H193ZM203 244H204V243H203ZM245 244H246V243H245ZM142 245H143V244H142ZM154 245H155V244H154ZM223 246H224V245H223ZM238 246H239V244H238ZM107 247H108V246H107ZM114 247H115V246H114ZM114 247H113V248H114ZM141 247H145V246H141ZM162 247H163V245H162ZM165 247H166V246H165ZM258 247H259V246H258ZM71 248H72V246H71ZM156 248H158V247H156ZM160 248H161V247H160ZM168 248H169V247H168ZM195 248H196V247H195ZM201 248L203 249V247H201ZM209 248H210V247H209ZM110 249H111V248H110ZM130 249H131V248H130ZM137 249H138V248H137ZM215 249H216V247H215ZM226 249H228V248H226ZM91 250H92V249H91ZM125 250H126V249H125ZM127 250H128V249H127ZM138 250H139V249H138ZM190 250H191V249H190ZM194 250H195V249H194ZM194 250H193V251H194ZM79 251H80V250H79ZM119 251H120V250H119ZM119 251H118V252H119ZM191 251H192V250H191ZM193 251H192V252H193ZM225 251H226V250H225ZM229 251H231V250L229 249ZM88 252H89V251H88ZM121 252H122V251H121ZM130 252H131V251H130ZM134 252H137V250H136V251L134 250ZM148 252H149V251H148ZM194 252H195V251H194ZM208 252H210V251L208 250ZM208 252H207V253H208ZM95 253H96V252H95ZM103 253H104V251H103ZM137 253H138V252H137ZM226 253H228V251H226ZM234 253H235V252H234ZM244 253H245V252H244ZM116 254H117V253H116ZM131 254H132V253H131ZM199 254H200V253H199ZM213 254H214V253H213ZM213 254H212V255H213ZM80 255H81V254H80ZM96 255H97V254H96ZM216 255H217V254H216ZM218 255H219V254H218ZM224 255H226V254H224ZM227 255H228V254H227ZM235 255H239V254H235ZM251 255L256 257V260H253V259H252L253 261L248 259L251 263H253V264H264V246L261 247V248L259 247V249H256V250H255V249H252V250L250 251V256H251ZM116 256H117V255H116ZM118 256H119V255H118ZM198 256H199V255H198ZM233 256H234V255H233ZM240 256H241V255H240ZM112 257H113V255H112ZM140 257H141V256H140ZM148 257H149V256H148ZM163 257H164V256H163ZM211 257H212V256H211ZM213 257H215V256H213ZM243 257H244V256H243ZM248 257H249V256H248ZM248 257H247V258H248ZM115 258H116V257H115ZM117 258H118V257H117ZM133 258H134V255H133ZM177 258H178V257H177ZM220 258H221V257H220ZM235 258H236V257H235ZM238 258H239V257H238ZM98 259H99V258H98ZM102 259H103V258H102ZM105 259H106V258H105ZM217 259H218V258H217ZM226 259H228V258H226ZM233 259H234V258H233ZM243 259H244V258H243ZM177 260H178V259H177ZM244 260H246V258H245ZM214 261H215V260H214ZM225 261H226V260H225ZM230 261H231V259H230ZM233 261H235V260H233ZM238 261H239V260H236V263H237ZM215 262H216V261H215ZM217 262H219V260H217ZM217 262H216V263H217ZM221 262H222V261H221ZM240 262H242V258H241V261H239V263H240ZM246 262H247V261H245V263H246ZM124 263H125V262H124ZM210 263L213 264V262H210ZM225 263H226V262H225ZM236 263L233 262V264H236ZM237 264H238V263H237ZM240 264H241V263H240ZM249 264H250V263H249Z\"/></svg>",
  "mask_w": 264,
  "mask_h": 264
}]
</instances>
